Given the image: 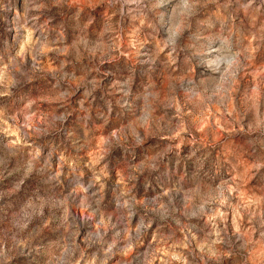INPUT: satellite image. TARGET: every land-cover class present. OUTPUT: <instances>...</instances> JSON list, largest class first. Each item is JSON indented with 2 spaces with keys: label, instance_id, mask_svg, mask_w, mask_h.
<instances>
[{
  "label": "rangeland",
  "instance_id": "rangeland-1",
  "mask_svg": "<svg viewBox=\"0 0 264 264\" xmlns=\"http://www.w3.org/2000/svg\"><path fill=\"white\" fill-rule=\"evenodd\" d=\"M0 264H264V0H0Z\"/></svg>",
  "mask_w": 264,
  "mask_h": 264
}]
</instances>
